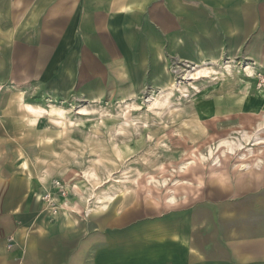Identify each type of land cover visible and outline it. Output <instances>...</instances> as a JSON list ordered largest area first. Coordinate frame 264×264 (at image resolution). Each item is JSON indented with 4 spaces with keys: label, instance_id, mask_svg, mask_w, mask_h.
Returning <instances> with one entry per match:
<instances>
[{
    "label": "crops",
    "instance_id": "crops-1",
    "mask_svg": "<svg viewBox=\"0 0 264 264\" xmlns=\"http://www.w3.org/2000/svg\"><path fill=\"white\" fill-rule=\"evenodd\" d=\"M173 58L264 73V0H0V264H264V197L239 193L253 178L135 218L41 200L68 156L57 104L163 89Z\"/></svg>",
    "mask_w": 264,
    "mask_h": 264
},
{
    "label": "rangeland",
    "instance_id": "rangeland-1",
    "mask_svg": "<svg viewBox=\"0 0 264 264\" xmlns=\"http://www.w3.org/2000/svg\"><path fill=\"white\" fill-rule=\"evenodd\" d=\"M253 68L237 59L173 58L163 89L130 101L57 104L67 108L57 110L66 121L57 149L68 156L64 174L52 179L65 194L51 189L52 197L66 208L77 203L82 215L131 218L159 214L172 202L264 197V186L227 193L240 176L264 182V73Z\"/></svg>",
    "mask_w": 264,
    "mask_h": 264
},
{
    "label": "built area",
    "instance_id": "built-area-1",
    "mask_svg": "<svg viewBox=\"0 0 264 264\" xmlns=\"http://www.w3.org/2000/svg\"><path fill=\"white\" fill-rule=\"evenodd\" d=\"M50 187L51 189H55L56 191H58V193H60L61 195L65 194L64 191V186H63V182L58 181V180H51L50 181ZM51 189H48L44 192V194L41 196V200L46 202V203H50L52 206V209L55 208V199L52 197V192L50 191Z\"/></svg>",
    "mask_w": 264,
    "mask_h": 264
},
{
    "label": "bare ground",
    "instance_id": "bare-ground-1",
    "mask_svg": "<svg viewBox=\"0 0 264 264\" xmlns=\"http://www.w3.org/2000/svg\"><path fill=\"white\" fill-rule=\"evenodd\" d=\"M196 69H198V68L195 67L194 70H196ZM192 73H193V71H192ZM254 102H255V101H254ZM254 102H253V103H254ZM256 102H257V101H256ZM253 103H252V104H253ZM247 104H248V103H247ZM254 104H255V103H254ZM250 106H251V105H250ZM252 107H253V106H252ZM252 107H250V108H252ZM245 108H246V107H245ZM243 109H244V107H243ZM244 110H245V109H244ZM244 110H243V111H244ZM250 110H251V109H250ZM240 116H241V115H240ZM243 116H244V115H243ZM242 118H243V117H242ZM261 140H262V139H261ZM257 141H258V140H257ZM171 201H172V200H171ZM169 204H170V203H169Z\"/></svg>",
    "mask_w": 264,
    "mask_h": 264
}]
</instances>
